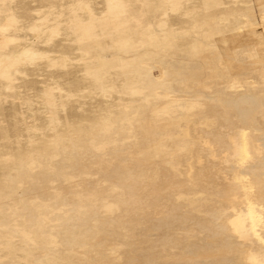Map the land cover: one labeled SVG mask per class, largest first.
<instances>
[{
  "label": "bare ground",
  "instance_id": "1",
  "mask_svg": "<svg viewBox=\"0 0 264 264\" xmlns=\"http://www.w3.org/2000/svg\"><path fill=\"white\" fill-rule=\"evenodd\" d=\"M106 1L97 3L101 8L96 10L88 1L70 0L69 22L61 19L46 27L30 22L28 29L36 35L34 39L0 32V75L14 81L12 72H19L16 66L21 60L34 63L36 57L47 58L52 50L38 48L35 43L46 31L50 35L61 28L69 34L80 31L75 40L82 41L95 35L88 32L96 21L106 18L126 23L122 0ZM162 1L168 2L172 12L180 2ZM257 1L264 5V0ZM0 11H7L0 31L11 26L21 29L17 11ZM47 16L45 12L35 21H45ZM246 21L229 30L236 39L230 46L229 39L221 37L200 54V47L190 42L188 55L176 60L177 64L146 62V74L138 79L142 84L154 81L149 77L153 69L158 80L186 86L174 91L154 88V94L171 101L173 109L162 102L159 112L138 110L133 124L128 120L120 124L121 132L135 126L137 137L130 149L126 150L123 135L110 134L111 120L106 115L94 120L89 137L80 138L82 143L77 146L81 150L74 149L71 139L58 145L55 153H36L26 170L14 168L16 176L25 174L23 181L29 182L30 189L38 190L30 195L45 199L43 204L23 203V207L33 206L34 210H19L15 217L24 218L26 226L33 223L34 242L40 244L44 239L47 262L52 264L58 258L57 264H264V7L258 20L253 16ZM156 25L158 34L170 35L165 20ZM182 31L200 40L201 28L191 26ZM50 35L44 38L46 44L51 41ZM242 36L251 38L245 46L239 42ZM19 40L22 48L18 52L2 50L6 42ZM149 40H154L152 34ZM198 57L214 58V66H195L193 61ZM172 75L185 76L174 79ZM150 105L154 107L155 102ZM188 116L194 118L189 125L191 135L186 137L183 122ZM232 116L240 126L224 123ZM150 139L154 141L147 142ZM93 147L91 152L89 148ZM145 147L153 153L149 160L142 159ZM217 147H226L223 157L228 159L199 158L189 165L196 169L189 176L177 165L186 151L214 154ZM212 162L225 166L215 171L209 166ZM114 170L120 176L101 185L100 177ZM6 174L5 183H0V196L16 190ZM46 177L52 179L55 190L49 189L50 179ZM252 189H256L259 209L250 197ZM233 190L241 192L243 198L229 197ZM196 192L203 195L197 197ZM3 229L11 233L0 238V244L11 243L14 232H22L20 228ZM24 239L29 241L28 237ZM41 255L36 250V260L40 261Z\"/></svg>",
  "mask_w": 264,
  "mask_h": 264
},
{
  "label": "rangeland",
  "instance_id": "2",
  "mask_svg": "<svg viewBox=\"0 0 264 264\" xmlns=\"http://www.w3.org/2000/svg\"><path fill=\"white\" fill-rule=\"evenodd\" d=\"M88 1L92 8L98 10L104 0ZM175 4L173 12L168 2L162 0H147L143 6V0H122L124 13L128 17L113 22L103 19L93 23L94 29L88 32L91 36L86 40H75L80 31L69 34L61 30L50 35L48 31L41 34V39L35 41L38 48L52 50L47 58L36 57L34 63L23 59L16 66L13 73L14 81L0 75V183H5L7 174L13 179L15 191L3 193L0 196V228L8 227L9 230L21 229L14 232L11 243L0 244V264H50L45 258L44 239L36 244L33 239L34 225L26 226L24 218L15 217L19 210H27L31 213L33 206L23 207V203L33 205L43 204V197L33 196L30 193L37 189H30L29 182L23 181L25 174L16 176L14 168L26 170L29 161L38 152H52L58 150V145H65L73 139L75 150H81L77 145L82 143L81 137H89L94 120L102 119L108 115L111 123V133L123 135V143L131 148V142L136 140L135 126L125 131L120 124L129 121L133 124L137 120L138 110L144 112L150 110L160 111L164 102L166 108L171 101L164 99L158 93L154 94V88L163 90H176L184 84L176 81L165 82L158 80V76L150 70L149 77L154 81L150 84H142L138 81L146 74L147 61L171 62L185 58L189 52V43L195 42L199 46V53L205 51L208 44L212 45L215 40L226 37L229 46L232 38L229 30L240 21L251 19L253 16L258 20L259 11L264 7L257 0H179ZM110 4V1H106ZM70 0H0V9L13 8L21 15V29L9 27L6 31H0L6 35H13L21 39L36 38V35L28 29L30 22L43 26L56 24L63 19L69 22L70 10L67 7ZM85 6V4H84ZM37 10H40L37 13ZM47 12V20H36ZM164 12V15L161 13ZM7 11H0V23L4 21ZM258 14V15H257ZM86 15V12L85 14ZM165 20L167 34L157 33V21ZM74 25L75 22H72ZM191 26L201 28L200 40L197 42L182 30H188ZM257 29L260 28L256 26ZM152 34L154 40H149ZM48 35L51 41L46 44L44 38ZM1 38V35H0ZM247 37H240V44L249 41ZM236 40V39H235ZM143 42V44H141ZM225 43V46L228 45ZM22 48L21 42L9 41L2 45L3 51L18 52ZM214 58H197L193 61L195 66L211 65ZM13 71V69H12ZM185 75H172L174 79L183 78ZM203 84H191V87H200ZM208 85V84H206ZM212 86H224V84H212ZM110 91V95L103 93ZM140 91V92H139ZM127 93V94H126ZM171 100V98H170ZM152 107L150 104H154ZM144 106L140 108L139 106ZM142 118L141 116H138ZM194 116H188L183 126L187 128L186 137L191 135L189 125ZM225 124L240 126L232 116ZM264 127V122H262ZM35 127L40 130H34ZM120 128L121 130H119ZM154 141L153 139L147 142ZM184 152L183 148H177ZM226 147H217V152L210 154L203 150L191 149L186 155L179 158L177 164L184 175H194L196 169L189 167L199 158L228 159L223 157ZM93 152V148H89ZM215 150V151H216ZM153 157L149 147L143 148L142 159L149 160ZM26 160V162H25ZM218 165L212 162L209 166L215 171H220L225 164ZM194 166V165H193ZM120 176L117 170L108 176H102L99 183L115 181ZM50 179V177H46ZM50 179V190H55ZM256 189L250 192L253 205L256 209L261 204L255 198ZM197 197L203 195L196 192ZM243 194L233 190L229 197L243 198ZM42 208V207H41ZM42 210V209H41ZM28 222V220H26ZM32 222V220H30ZM44 220L42 224L44 225ZM10 232L4 229L0 231V238L8 237ZM264 235V234H263ZM25 237L29 238L24 242ZM23 240V242H21ZM58 249V248H57ZM55 248V250H57ZM36 250L42 253L41 259L36 260ZM115 254V249H113ZM59 263L55 258L52 264Z\"/></svg>",
  "mask_w": 264,
  "mask_h": 264
}]
</instances>
